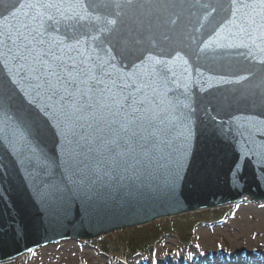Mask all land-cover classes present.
<instances>
[{
  "label": "water",
  "instance_id": "1",
  "mask_svg": "<svg viewBox=\"0 0 264 264\" xmlns=\"http://www.w3.org/2000/svg\"><path fill=\"white\" fill-rule=\"evenodd\" d=\"M96 2L93 11L88 0H5L0 34L20 22L34 24L32 17L59 18L55 8L40 5L58 3L65 15L88 8L83 23L91 27L77 33L80 49L106 61L113 98L123 99L125 85L127 92L140 88L137 97L171 114L174 129L150 150H137L93 175L64 135L58 98L46 86L35 87L40 82L27 66L19 67L24 62L0 48V80L7 83L0 96V264L60 241L95 242L245 200L264 203L259 0H133L120 7ZM48 36L66 56L84 59L68 51L75 40L65 38L62 26ZM18 109L47 125L42 147L54 163L46 172L30 164L12 135L20 126Z\"/></svg>",
  "mask_w": 264,
  "mask_h": 264
},
{
  "label": "snow or ice",
  "instance_id": "2",
  "mask_svg": "<svg viewBox=\"0 0 264 264\" xmlns=\"http://www.w3.org/2000/svg\"><path fill=\"white\" fill-rule=\"evenodd\" d=\"M76 2L79 4L81 0ZM3 3L5 0H0V4ZM122 3L130 6L133 0H105L104 6L120 7ZM40 6L55 8L59 18L48 14L46 19L32 17L34 24L20 22L14 31L0 34L3 37L0 48L4 55L13 54L12 59L24 62L19 67L27 66L32 78L40 82L35 87L46 86L45 90L58 98L56 102L60 104L63 116L64 135L78 149L80 164L95 175L100 169H107L110 163L119 162L122 157L137 150H150L162 135H171L174 129L171 114L159 105L155 109L145 106V102L135 94L141 91L140 88L135 93L127 92L125 85L121 88V92L125 93L123 99H114L108 84L111 77L105 68L106 61L98 63L80 49L81 41L77 33L83 34L81 30L91 27L83 22L89 18L88 8L93 11L98 8L96 0H88V8L81 6L80 11L71 15H65L58 3ZM258 6L264 10V0H259ZM115 22L108 21L109 24ZM61 26L65 38L75 40V44L67 45L68 51H77L84 59L66 56L63 49L57 50V42L48 33ZM6 89L7 83L0 80V96ZM18 111L21 113L18 117L20 126L12 130V135L22 145V151L28 152L30 164L37 171L46 172L54 163L42 147L47 125L29 112ZM165 121H168L167 126Z\"/></svg>",
  "mask_w": 264,
  "mask_h": 264
},
{
  "label": "rangeland",
  "instance_id": "3",
  "mask_svg": "<svg viewBox=\"0 0 264 264\" xmlns=\"http://www.w3.org/2000/svg\"><path fill=\"white\" fill-rule=\"evenodd\" d=\"M228 208L231 210L228 220L213 228L196 227L187 247H182L176 238H167L146 247L142 253L120 260L99 253L91 242L71 240L37 248L19 261L23 264H264V203L245 200Z\"/></svg>",
  "mask_w": 264,
  "mask_h": 264
},
{
  "label": "trees",
  "instance_id": "4",
  "mask_svg": "<svg viewBox=\"0 0 264 264\" xmlns=\"http://www.w3.org/2000/svg\"><path fill=\"white\" fill-rule=\"evenodd\" d=\"M230 216V208L184 215L161 220L145 227L116 232L92 242L91 246L99 253L112 255L120 260L129 255L142 253L146 247H151L154 243L167 238H176L182 247H187L193 239L196 227L213 228L217 223L228 220ZM8 264H23V262L15 261Z\"/></svg>",
  "mask_w": 264,
  "mask_h": 264
}]
</instances>
